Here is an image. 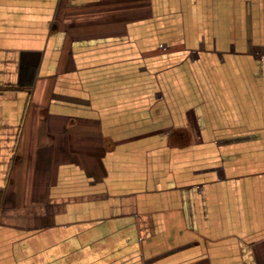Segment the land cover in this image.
Instances as JSON below:
<instances>
[{
  "label": "crops",
  "instance_id": "obj_1",
  "mask_svg": "<svg viewBox=\"0 0 264 264\" xmlns=\"http://www.w3.org/2000/svg\"><path fill=\"white\" fill-rule=\"evenodd\" d=\"M0 264H264V0H0Z\"/></svg>",
  "mask_w": 264,
  "mask_h": 264
}]
</instances>
